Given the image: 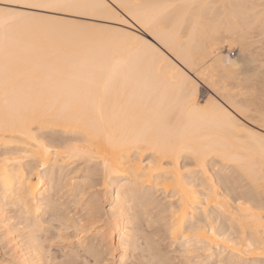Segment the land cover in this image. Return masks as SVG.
I'll list each match as a JSON object with an SVG mask.
<instances>
[{"label":"bare ground","instance_id":"bare-ground-1","mask_svg":"<svg viewBox=\"0 0 264 264\" xmlns=\"http://www.w3.org/2000/svg\"><path fill=\"white\" fill-rule=\"evenodd\" d=\"M74 161L99 167L124 252L160 194L157 222L186 259L214 247L228 264H264V0H0V230L9 208L30 228L11 239L19 264L43 262L39 215L69 221L55 183ZM215 161L252 191L231 195L238 184ZM82 221L67 222L76 237L91 228Z\"/></svg>","mask_w":264,"mask_h":264},{"label":"rangeland","instance_id":"rangeland-1","mask_svg":"<svg viewBox=\"0 0 264 264\" xmlns=\"http://www.w3.org/2000/svg\"><path fill=\"white\" fill-rule=\"evenodd\" d=\"M222 53H227L229 54V56L234 58L238 55V50L237 49H233V50L226 49L225 51L224 49V51L222 50ZM208 90L209 89L205 85L199 83V87H198L199 101L201 100V102L202 101L204 102L208 98V96L211 94L210 91ZM52 135L53 134H50L51 137L48 135L49 136L48 138L57 137L59 138V140L60 139L64 140V139L69 138L68 136H56L57 134L56 135L54 134V136ZM185 161L188 162V160H185ZM185 161H182L181 164H184ZM74 162L72 164L67 165V167L65 168V171H62L63 175L62 174L57 175L58 177L65 178V180L63 179L65 181V184H64V181L62 182V180L61 182L57 181L55 183V185L57 184L55 186V189L57 188L56 189L57 190L56 199L58 198L57 200L59 201L57 202H59L60 206H62L61 210L63 212L60 213L62 217L66 214L64 218H62V221L63 219L69 220L67 222L68 223L71 222V224L73 225L74 223H77L78 220L80 221L83 220L82 223L85 222L87 225L89 224V226L86 225L85 227L90 228L91 226V228L90 230H88V234L86 233L84 236H82L83 234H80L78 235V237H76L74 236L75 233L73 230H76L78 228L72 229L71 227L73 226L66 222L65 224H67L69 228L62 229L64 228V226L66 227V225L64 224V226L63 225L61 226L57 221L54 222V220L51 219L52 218L51 212L49 213L50 216L48 215V213H43V215L42 214L39 215L37 218L40 221L37 218L36 220H38L37 222L42 225L39 224L40 225L39 229L34 228L35 231L38 232V233L34 232V234H35V237L37 236L36 238L38 239L39 243L41 244L42 249L44 250V259H43L42 264H64V262H66L67 257L71 256V255H67L69 253L70 254L77 253L76 255L74 254L76 257L72 255L76 259L75 260L73 258L75 260L74 264H120V258L124 254L125 255H124L122 264H160L157 262L162 261V260H165L166 262L165 264H228L226 260L224 259L221 260L216 257L218 251H217V248H214L213 246H211L213 248H210V250L207 252H204V254L203 252L202 253L200 252L201 254L199 252H196L197 254L196 255L194 254V255L200 256V259L199 257L195 258V259H198V261L195 260L196 261L195 262L194 259L190 261L191 258L189 256H187L189 257V259H186V255L185 256L181 255L182 253L180 254V249L178 248L177 245H174V246L170 245L168 235L163 229L162 222L161 223L160 221L157 222L159 220L160 211H162L164 207L167 205L165 199L163 198V195H160V194L155 195V197L153 198L154 204L153 206L149 207L148 215L144 217L139 216L136 220V223L134 222L135 223L134 227L136 231L135 233L137 235L138 241L136 242L135 246L130 247L126 252H124L123 247H120L118 245L116 236L112 232L113 226H111V222H110L111 221L110 203L112 199V196H111L112 194H110V192L107 190L106 181H103L104 179H103V176H101L102 173L99 167L98 166L96 167L95 164H90V165L86 164L85 166V163H83L82 161H74ZM215 162H216L215 170L219 174L218 178L227 180L230 184H233L234 182L238 184L236 186L239 187V189H234V190L231 189L232 190L231 195H234V197L236 196L237 198H239V195L243 193L241 195V198L242 197L244 198L246 197L245 194H248L252 191L251 187L253 185L250 186L249 185L250 183L248 184L247 180L242 178L238 173L230 171L229 168H227V166L225 165L223 166V164H220V162L219 163L218 161H215ZM213 163L212 161L208 162L207 163L208 167L210 168V166ZM89 167L91 168V170ZM228 170H229V173L225 175V173L228 172ZM212 175H215V174L212 172ZM71 176H73L72 178L74 181L72 182V184L73 183L76 184L80 180L81 181L83 180L84 185L80 188L69 186L68 185L69 181L67 182V179L69 180V177ZM83 178H86V179L84 180ZM58 182L61 185V187L58 184ZM217 186H218L219 191L223 190L224 188V186L221 185L220 183H218ZM59 188H61L60 191H59ZM155 203H158L160 207L154 208ZM60 206L58 208L59 212L61 211ZM6 213L7 214L5 215L8 218L10 217V220H9L10 224L7 223L6 226L0 230V264H8L10 257H12L13 255H14L13 257L15 258L17 257L15 259L16 264H19L20 259L18 258L17 251L15 252L14 250H12L13 242L11 241V239H13L14 237H19V239H23L24 237L28 235L30 228L29 229L25 228L24 225L22 226V224L24 223L19 222L22 220L16 219L17 213L15 212L14 208L7 209ZM63 213L65 214L63 215ZM161 216H164V215H161ZM11 217L13 219H11ZM65 217L69 219H66ZM148 220H151L154 223H148ZM15 224H17L18 226ZM214 225H215L214 226L215 229H217V228H222V226L226 224L224 223L222 219H219V221L218 222L216 221ZM14 226H16L17 228ZM7 228H9L11 232H9L10 230ZM12 228L13 229L16 228V229L12 231ZM57 228H60L61 230ZM97 229H102L103 232L110 231L109 234L111 235L109 236L107 242L100 241L99 236L94 233ZM2 232L3 234H1ZM25 232L26 234H24ZM59 232H61L60 233L61 236H58L59 234L57 233ZM75 232H76L75 235H77V231ZM60 238L61 239L65 238V241L62 240L63 241L62 242L58 240ZM66 238L67 239L69 238L70 240L67 242ZM144 239H148L149 241H151L155 249L153 248V250H147V248L145 247ZM79 240L80 241L83 240L82 242L84 246L86 245L93 246L92 248H93V251L96 253V255L91 254V252L89 254L87 253L84 254V252L80 250V248H78L77 241ZM90 254L92 257L90 256ZM77 255H78V258H77ZM93 255L96 257L95 260H93L94 259ZM80 256L82 259L83 258H86V259L81 260ZM151 257H153L152 261H151ZM70 261L71 260H69V262ZM244 264H250V263L246 262ZM257 264H262V263L258 262Z\"/></svg>","mask_w":264,"mask_h":264}]
</instances>
